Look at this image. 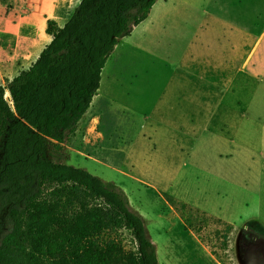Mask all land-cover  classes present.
I'll return each mask as SVG.
<instances>
[{
	"label": "rangeland",
	"instance_id": "rangeland-1",
	"mask_svg": "<svg viewBox=\"0 0 264 264\" xmlns=\"http://www.w3.org/2000/svg\"><path fill=\"white\" fill-rule=\"evenodd\" d=\"M49 1L29 0L28 7L49 8ZM65 1L71 14L81 0ZM262 36L264 0H157L108 58L74 136L50 149L53 161L124 192L144 220L158 264H264L262 224L236 225L200 209L239 214L244 205L237 196L255 193L258 182L264 195V162L255 148L264 139L244 133L247 119L257 127L264 114L257 84L264 80ZM194 47L202 52L189 60ZM253 206L264 212V197ZM101 238L116 247L111 264H130L135 243L128 231ZM23 260L5 256L0 264Z\"/></svg>",
	"mask_w": 264,
	"mask_h": 264
},
{
	"label": "trees",
	"instance_id": "trees-1",
	"mask_svg": "<svg viewBox=\"0 0 264 264\" xmlns=\"http://www.w3.org/2000/svg\"><path fill=\"white\" fill-rule=\"evenodd\" d=\"M156 2L81 0L62 27L47 21L49 44L0 87V258L117 263L115 245L101 237L124 229L135 243L130 264H158L143 218L118 186L49 157L74 136L108 58Z\"/></svg>",
	"mask_w": 264,
	"mask_h": 264
},
{
	"label": "crops",
	"instance_id": "crops-1",
	"mask_svg": "<svg viewBox=\"0 0 264 264\" xmlns=\"http://www.w3.org/2000/svg\"><path fill=\"white\" fill-rule=\"evenodd\" d=\"M11 1H17V3H14L16 4L14 8L10 7L12 4H10L9 6L6 0H0V87H3L4 89L6 81H11L15 77H17L21 71L27 70L36 61L44 47L49 44L51 37L46 35L45 33V35L42 34V30L46 29L47 21L53 19L52 21L56 22L58 27H62L69 20L74 9L76 8L75 6L72 9L71 14H69V11L71 9L67 5L68 3L65 0H50L48 2L49 8H40L36 11H33V9H30L28 7L29 0ZM156 5L157 2L150 10L147 19L150 17ZM7 10L10 11L7 12ZM146 20H144L143 22H145ZM246 33H249V31ZM246 33L243 34L242 37L239 34L235 35V37L232 38V41L235 42L239 39L244 40L248 37ZM131 34H133V31L131 32ZM44 36L46 37L44 38ZM261 38V44L258 48L259 54L261 51H263L262 53H264V37L262 36ZM43 40L45 41L43 42ZM198 52H202L199 47L192 48V50L189 51V60L193 55L197 56ZM186 62H188L187 59H182V63L186 64ZM257 84H260L264 88V80ZM6 92L7 91L5 90V93ZM246 122L247 123L244 125V133H252L253 135H256V137H259V139H264V114L262 116L260 124H258L257 127L254 126L256 128H251V126L255 125V123H253L251 119H247ZM246 137H248V135ZM258 147L260 153L259 155L260 157H262L263 160H261L264 162V141L262 143L259 142V146L258 144L255 146L256 149ZM261 168L264 170L263 164H261L260 169ZM258 184L259 188L255 193L246 191L244 189L243 191H245V193L244 195H242L243 197L237 196V199L240 200L244 205V210L239 214H233L231 211H227V209H218L219 212L214 213V211L207 205L203 206L200 209L220 218V220L223 219L236 225H239V223L241 222L258 223L264 226V212H261L260 209L253 208L255 207L253 206V201L256 202V205H260V202L264 197V195H260L261 182H258ZM231 186L228 187V191L235 190L234 184H232ZM234 197L235 198H232L231 200L228 210H232L231 208L235 204L236 196ZM245 199L252 201V205ZM251 208L253 209L251 210Z\"/></svg>",
	"mask_w": 264,
	"mask_h": 264
},
{
	"label": "flooded vegetation",
	"instance_id": "flooded-vegetation-1",
	"mask_svg": "<svg viewBox=\"0 0 264 264\" xmlns=\"http://www.w3.org/2000/svg\"><path fill=\"white\" fill-rule=\"evenodd\" d=\"M248 236L250 237L251 241L254 242V241H256V239H258L259 235L252 232V231H249Z\"/></svg>",
	"mask_w": 264,
	"mask_h": 264
},
{
	"label": "bare ground",
	"instance_id": "bare-ground-1",
	"mask_svg": "<svg viewBox=\"0 0 264 264\" xmlns=\"http://www.w3.org/2000/svg\"><path fill=\"white\" fill-rule=\"evenodd\" d=\"M100 90V89H99ZM97 96V95H96ZM96 99V98H95ZM95 99H94V101H95Z\"/></svg>",
	"mask_w": 264,
	"mask_h": 264
}]
</instances>
